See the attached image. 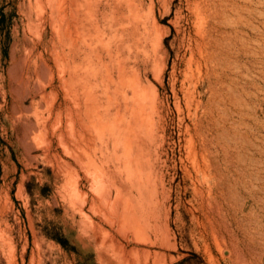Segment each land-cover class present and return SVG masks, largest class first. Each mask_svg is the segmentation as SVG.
Returning <instances> with one entry per match:
<instances>
[{
  "label": "rangeland",
  "instance_id": "rangeland-1",
  "mask_svg": "<svg viewBox=\"0 0 264 264\" xmlns=\"http://www.w3.org/2000/svg\"><path fill=\"white\" fill-rule=\"evenodd\" d=\"M109 2L135 140L128 86L70 91L66 0H0V264H264V0Z\"/></svg>",
  "mask_w": 264,
  "mask_h": 264
},
{
  "label": "bare ground",
  "instance_id": "bare-ground-1",
  "mask_svg": "<svg viewBox=\"0 0 264 264\" xmlns=\"http://www.w3.org/2000/svg\"><path fill=\"white\" fill-rule=\"evenodd\" d=\"M66 3L67 79L71 93L74 95L75 99H79V97L83 98L86 107L88 103L91 107V102H94L97 96L92 93L93 91H91V88H87L88 76L99 81L107 102L112 99L110 95V83L116 85V88L113 90V93L116 94L119 87L123 88L128 86L132 92V96L128 97L125 92L122 91L125 98L124 114L119 117L118 108L116 120L111 122L109 108L105 106L104 112L99 113L98 119L104 131L110 130V133L107 135L110 139L117 140V132L125 129L130 132L134 138H132L133 140L137 139L136 128L144 125L146 119V106L144 102L145 88L140 84L137 76H130L127 73L124 59L119 58L118 55H113L114 51L117 52L120 50L122 44L126 41H130L134 37L136 28L133 27V31L123 33L127 30L128 26L124 25L122 22L120 23L119 20L113 16L112 13H115V11L112 9L114 8L111 5L112 2L110 3L109 0H107L106 3H102V0H66ZM118 5L119 4H117V6ZM107 8L111 9L112 12V16L109 19H107L103 13V10ZM106 29H109L112 34L111 36H105ZM119 30L122 31V34H118ZM117 35L120 37L119 40L116 39ZM125 35L127 37H123ZM126 47L130 55V45L128 44ZM106 58L108 62L105 61ZM114 61L117 64V82H114L112 79L109 67V63H114ZM126 112H128V115ZM142 139H144V137ZM131 150V147L127 148L128 152H126V156L130 157Z\"/></svg>",
  "mask_w": 264,
  "mask_h": 264
}]
</instances>
